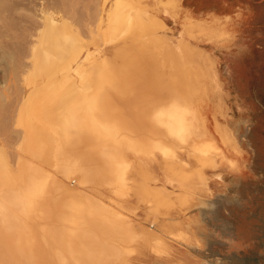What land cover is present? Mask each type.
I'll use <instances>...</instances> for the list:
<instances>
[{
	"label": "rangeland",
	"instance_id": "obj_1",
	"mask_svg": "<svg viewBox=\"0 0 264 264\" xmlns=\"http://www.w3.org/2000/svg\"><path fill=\"white\" fill-rule=\"evenodd\" d=\"M3 2L0 49L5 50H0V110L4 112L0 133H4L0 134V148L13 167L21 157L27 158L19 150L23 130L19 119L26 95L34 88L28 84L29 71L23 66L30 64L29 50L46 24H70L84 43L75 63L71 62V68L67 66L73 84L61 86V78L57 83L61 89L72 91L90 82L98 62L132 50L136 44L131 24L139 17L163 21L165 26L160 31L173 43L186 26L200 23L231 35L228 42L199 41L200 48L213 59L220 88L198 107L199 136L178 148L175 160L160 153H131L130 181L123 194H116L109 185L96 188L89 182L87 169L77 164L67 171L55 168L53 172L75 193L95 197L125 214L137 235L151 233L148 242H137L129 264H264V0ZM182 40L195 44L190 36H182ZM6 49L8 54L11 52L10 60L9 56L2 57ZM19 65L22 70L15 69ZM52 86L46 84L43 88L56 87ZM217 126L230 131L233 146L223 143ZM201 142L212 148L214 163L198 156L195 146ZM39 200L38 196L33 199L31 212L35 226L41 228L45 223ZM62 226L58 222L54 230ZM77 230L91 229L81 225ZM157 244L160 253L153 249Z\"/></svg>",
	"mask_w": 264,
	"mask_h": 264
},
{
	"label": "bare ground",
	"instance_id": "obj_2",
	"mask_svg": "<svg viewBox=\"0 0 264 264\" xmlns=\"http://www.w3.org/2000/svg\"><path fill=\"white\" fill-rule=\"evenodd\" d=\"M164 26L156 18H137L131 24L136 45L125 55L112 54V60L98 62L90 82L79 91L57 85L59 78L61 86L73 84L67 66L71 68L84 45L70 24H46L28 48L30 64L21 65L28 68V84L34 88L26 95L19 119L23 128L19 150L29 159L21 157L13 167L0 148V264H129L137 242L149 241L151 233L137 235L125 214L95 197L75 193L53 170L67 171L77 164L87 169L96 188L109 185L123 194L130 181L131 153H160L175 160L177 149L199 136L198 107L220 88L213 59L199 41L222 43L232 37L200 23L186 26L173 43L160 31ZM182 36L193 37L195 44L184 43ZM10 53L1 52L9 60ZM46 84L56 87L47 90ZM218 132L224 144L234 145L230 131L219 126ZM195 150L202 161L214 163L209 144L201 142ZM36 196L45 223L41 228L35 226L31 212ZM58 222L64 225L59 231L54 230ZM81 225L91 230H77ZM153 249L162 251L160 244Z\"/></svg>",
	"mask_w": 264,
	"mask_h": 264
},
{
	"label": "crops",
	"instance_id": "obj_3",
	"mask_svg": "<svg viewBox=\"0 0 264 264\" xmlns=\"http://www.w3.org/2000/svg\"><path fill=\"white\" fill-rule=\"evenodd\" d=\"M262 248V247H261ZM264 253V252H263ZM262 257V256H261Z\"/></svg>",
	"mask_w": 264,
	"mask_h": 264
}]
</instances>
